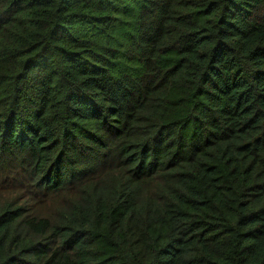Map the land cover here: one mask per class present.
Returning <instances> with one entry per match:
<instances>
[{"label": "trees", "instance_id": "trees-1", "mask_svg": "<svg viewBox=\"0 0 264 264\" xmlns=\"http://www.w3.org/2000/svg\"><path fill=\"white\" fill-rule=\"evenodd\" d=\"M0 264H264V0H0Z\"/></svg>", "mask_w": 264, "mask_h": 264}]
</instances>
